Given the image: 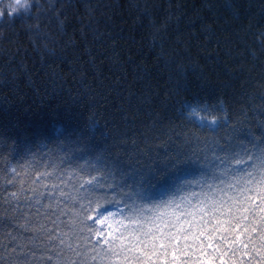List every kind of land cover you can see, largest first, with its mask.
I'll list each match as a JSON object with an SVG mask.
<instances>
[{"label":"trees","instance_id":"16d2710c","mask_svg":"<svg viewBox=\"0 0 264 264\" xmlns=\"http://www.w3.org/2000/svg\"><path fill=\"white\" fill-rule=\"evenodd\" d=\"M0 264H264V0H0Z\"/></svg>","mask_w":264,"mask_h":264},{"label":"rangeland","instance_id":"374dc122","mask_svg":"<svg viewBox=\"0 0 264 264\" xmlns=\"http://www.w3.org/2000/svg\"><path fill=\"white\" fill-rule=\"evenodd\" d=\"M20 1V0H19ZM192 115L197 119V121L201 124L204 125H209L211 127H215L218 123L217 119L208 117L203 115L202 113L196 112L194 110H192ZM118 213V210L116 209H110L107 211H102L99 212L96 216H95V220L97 222V224L100 227H109L111 224V220L112 218Z\"/></svg>","mask_w":264,"mask_h":264}]
</instances>
